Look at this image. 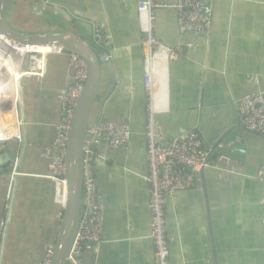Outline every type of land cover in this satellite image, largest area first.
Returning a JSON list of instances; mask_svg holds the SVG:
<instances>
[{"label": "crops", "instance_id": "0c3cea01", "mask_svg": "<svg viewBox=\"0 0 264 264\" xmlns=\"http://www.w3.org/2000/svg\"><path fill=\"white\" fill-rule=\"evenodd\" d=\"M137 1L14 0L7 17L17 32L73 34L95 52V24L105 39L101 48L109 59L100 62L90 123L103 100L99 122H127L132 135L124 150L92 147L96 197L104 203V233L98 253L84 251L82 264H157L143 180L147 45ZM209 4L211 26L202 36H181L174 11L155 12L154 33L162 44L193 45L167 65L161 87L165 105L154 115L156 127L165 141L194 129L209 151L203 186L198 174L194 188L166 202V228L174 238L170 264H264L258 180L264 139L247 133L235 114L236 101L247 94L264 96V0H209ZM44 64L43 78L21 81L19 138L14 137L18 149L12 147L10 152L16 159L0 169V264L41 261L47 246H54L61 224L63 204L55 199L48 162L40 154L53 139L60 117L57 94L71 82L69 53L45 56ZM249 78L254 81L249 83ZM9 141H0V154L9 148ZM224 144L245 150L235 169L217 162ZM12 172L9 184L5 177ZM82 209L87 210L85 205ZM8 213L9 222L2 230Z\"/></svg>", "mask_w": 264, "mask_h": 264}, {"label": "built area", "instance_id": "2783aa9c", "mask_svg": "<svg viewBox=\"0 0 264 264\" xmlns=\"http://www.w3.org/2000/svg\"><path fill=\"white\" fill-rule=\"evenodd\" d=\"M158 9H169L175 12L176 28L178 33L185 37L206 35L211 26V7L209 0H175L174 3H159L155 0H138L136 10L141 31L145 37L147 52L144 59L143 84L147 98L144 116V153L146 172L143 180L148 190V225L149 238L154 247V256L157 264H170V248L174 238L168 233L165 219V205L174 194L188 191L195 187L199 171L209 166V151L203 146L199 132L190 130L180 136L165 141L158 131L154 115L165 105V94L161 88L166 76L169 62L176 61L187 49L193 45L190 42L166 46L162 44L154 33L155 12ZM93 39L98 46L103 47L105 39L100 26L93 27ZM18 45V44H17ZM19 52L14 54L11 41L0 34V110L10 107L8 87L4 82L8 79L6 73L13 67L12 55L21 60L17 73L19 85L26 77L43 78L45 64L43 56L35 49L28 50L19 45ZM31 48V47H30ZM36 49H39L35 47ZM53 48L52 53L61 54V48ZM21 50L23 52L21 53ZM99 62H106L109 55L102 52L98 55ZM42 63V67L39 65ZM69 67L71 69V82L57 94L61 104L60 117L54 126V136L51 142L43 148L40 156L47 160L49 179L54 185L55 199L60 203L66 195V166L65 154L67 138L74 109L85 88L88 79L89 67L81 57L69 53ZM254 79L249 78V83ZM161 88V90H160ZM20 102L15 108L19 116ZM235 114L239 125L250 134L264 139V96L260 93L247 94L235 103ZM20 125V123H19ZM19 128V126H18ZM91 140L83 147V185L82 198L86 212L82 211L78 232L72 244L68 261L71 264H82L79 257L84 251L97 254L103 242L104 233V203L96 197V185L92 175L94 152L92 145H104L111 150H124L129 147L131 140V126L127 122L100 121L90 132ZM19 138V135H15ZM10 137L8 140H11ZM241 154L245 150H239ZM258 180L262 186L260 199L261 227L264 232V162L258 171ZM9 208V206H8ZM9 211V209H8ZM2 230L9 222V213L4 218ZM53 246L48 245L44 258L36 264H51Z\"/></svg>", "mask_w": 264, "mask_h": 264}, {"label": "water", "instance_id": "95a60500", "mask_svg": "<svg viewBox=\"0 0 264 264\" xmlns=\"http://www.w3.org/2000/svg\"><path fill=\"white\" fill-rule=\"evenodd\" d=\"M13 2L14 0H0V34L25 48L51 46L61 48L65 52L75 54L84 59L89 67L88 79L74 109L67 138L65 154L66 200L63 203L61 224L51 257V264H66L82 217L83 147L86 142H90V132L96 128L100 120L103 100L98 103L94 121L90 123V113L97 98L101 65L97 53L81 38L73 34H24L13 30L7 22V17ZM7 143L9 144V148L0 154V169L2 170L5 168L3 166L4 163L7 162L8 164L16 159V156H10L11 148L18 149L16 139L10 140ZM93 146H91V149ZM219 156L220 160H217L218 163L234 166V169L239 162L243 161V155L230 144L221 146ZM203 171L204 169L199 171L202 186ZM12 174L14 175V172L11 175L7 174L5 177V180H8L9 184H12ZM82 256L83 253L80 254V260Z\"/></svg>", "mask_w": 264, "mask_h": 264}, {"label": "bare ground", "instance_id": "6f19581e", "mask_svg": "<svg viewBox=\"0 0 264 264\" xmlns=\"http://www.w3.org/2000/svg\"><path fill=\"white\" fill-rule=\"evenodd\" d=\"M11 45H12V49H13V53L16 54L19 52V45H17L16 43L11 41ZM39 49H36L35 47H29L27 48L28 50L30 49H35L37 50V52L41 53V55L43 56V62L45 59L46 54L48 53H52L53 52V48L51 47H37ZM23 52V50H21V53ZM12 55L13 57V61H12V65L13 67L9 69L10 74L6 73L7 75V80L4 82L5 86L8 87V93H9V100H10V107L3 111L0 110V141H6L8 140L10 137H12V139H14L15 135L18 132V126H19V122H18V116H17V109L15 108L16 103L21 100V94H20V83H19V74L17 73V69L18 66L20 65L21 60H16L15 57H18L16 55ZM39 65L42 67V63L39 62ZM2 73L0 72V75ZM3 86L0 87V94L1 91H3L4 93L7 92L4 89H2ZM63 203H65V195H63L62 199H61ZM62 203V204H63Z\"/></svg>", "mask_w": 264, "mask_h": 264}, {"label": "trees", "instance_id": "16d2710c", "mask_svg": "<svg viewBox=\"0 0 264 264\" xmlns=\"http://www.w3.org/2000/svg\"><path fill=\"white\" fill-rule=\"evenodd\" d=\"M96 46V45H95ZM97 47V49H96V53L97 54H100V53H102L103 52V49L101 48V46H96Z\"/></svg>", "mask_w": 264, "mask_h": 264}, {"label": "rangeland", "instance_id": "374dc122", "mask_svg": "<svg viewBox=\"0 0 264 264\" xmlns=\"http://www.w3.org/2000/svg\"><path fill=\"white\" fill-rule=\"evenodd\" d=\"M48 166V165H47Z\"/></svg>", "mask_w": 264, "mask_h": 264}]
</instances>
